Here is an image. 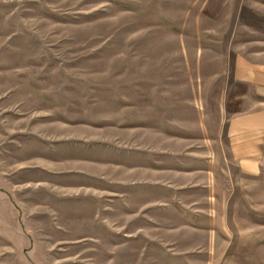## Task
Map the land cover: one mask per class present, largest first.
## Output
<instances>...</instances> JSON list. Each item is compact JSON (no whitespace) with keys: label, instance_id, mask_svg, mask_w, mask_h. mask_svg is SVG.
I'll list each match as a JSON object with an SVG mask.
<instances>
[{"label":"rangeland","instance_id":"374dc122","mask_svg":"<svg viewBox=\"0 0 264 264\" xmlns=\"http://www.w3.org/2000/svg\"><path fill=\"white\" fill-rule=\"evenodd\" d=\"M236 66L264 68V0H0V191L43 178L24 161L49 143L147 181L0 195V264H264V171L241 174L227 133L264 95ZM207 165L218 197L171 194L169 168Z\"/></svg>","mask_w":264,"mask_h":264},{"label":"crops","instance_id":"0c3cea01","mask_svg":"<svg viewBox=\"0 0 264 264\" xmlns=\"http://www.w3.org/2000/svg\"><path fill=\"white\" fill-rule=\"evenodd\" d=\"M235 76L253 84L255 88L261 91L260 94L264 95V68L250 66L241 71L236 66ZM261 105L256 110L232 116L229 118L227 126L228 137L231 139L233 158L237 161L241 174L251 179L260 178L264 171V102ZM52 146L51 143L47 144V148L44 147L40 155H32L24 161L33 164V169L31 167L32 164H30L29 167L24 168L25 171L36 174L37 170H42L43 178H35L31 174V178H33H27L28 180L22 183L24 186H21L20 183L19 189L14 190L13 186H9L7 188L9 191H0L1 197H42L36 193V191L39 192L41 190L49 193L50 197H81L82 191H85V194H88L87 192L90 191L91 197H94L96 200V197H117V195H123L121 192L124 189L120 191L123 186L136 185L130 183H147L146 167L144 166L141 170H138L130 169L129 167L124 168L116 165V163L103 164L102 162L94 161L95 159L87 160L86 158H82V155H79V153H77L80 156L79 158L74 156L65 158L61 154H58V149H52ZM21 164L24 163L22 162ZM156 170L158 171L159 169L156 168ZM181 171L183 170L168 169L171 178L175 177V181L171 180L168 186V189L172 192L171 194H174L175 197H180L178 196V192H182L183 190L187 193L196 189L207 190L209 192L207 197H213V199L218 197L216 193L217 179L209 165L186 168L185 172ZM69 174L89 175L96 181V185L94 188L89 187L84 190L73 182L69 184L62 181L61 178ZM121 174L125 176L124 178H127L125 181L120 182L114 178V176H120ZM179 174H184L186 182H178ZM148 183L163 187L162 183L155 180ZM4 192L5 194L3 195ZM30 192L33 193L31 196L29 195ZM184 226L210 234L217 233L215 228L187 226L185 224Z\"/></svg>","mask_w":264,"mask_h":264}]
</instances>
